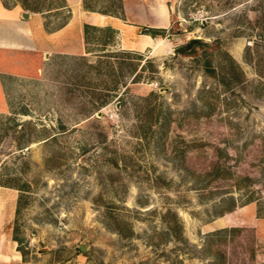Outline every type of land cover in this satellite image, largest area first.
Returning <instances> with one entry per match:
<instances>
[{"label": "rangeland", "instance_id": "obj_1", "mask_svg": "<svg viewBox=\"0 0 264 264\" xmlns=\"http://www.w3.org/2000/svg\"><path fill=\"white\" fill-rule=\"evenodd\" d=\"M84 4L111 16L85 54L2 77L0 264H264V0H131L168 9L154 37Z\"/></svg>", "mask_w": 264, "mask_h": 264}, {"label": "crops", "instance_id": "obj_2", "mask_svg": "<svg viewBox=\"0 0 264 264\" xmlns=\"http://www.w3.org/2000/svg\"><path fill=\"white\" fill-rule=\"evenodd\" d=\"M65 1L71 11L70 18L63 26L48 29L42 13L24 11L16 5L5 6L0 0V108L4 99V75L29 73L53 54H85L83 23L103 25L111 18L105 12L84 9L83 0ZM130 1L123 0L124 12L134 22L150 28H165L169 23L167 8L150 6L143 10L137 5L133 9L128 6ZM159 13L164 14L162 23Z\"/></svg>", "mask_w": 264, "mask_h": 264}, {"label": "trees", "instance_id": "obj_3", "mask_svg": "<svg viewBox=\"0 0 264 264\" xmlns=\"http://www.w3.org/2000/svg\"><path fill=\"white\" fill-rule=\"evenodd\" d=\"M54 1V0H53ZM58 1H60L61 3H62V5L60 6H56L55 7V10H56V12H58V11H61V10H63V8H65L66 9V12L69 14L70 13V10H69V8L67 7V4H66V1L65 0H58ZM84 2H85V0H83V4H84ZM4 4V3H3ZM5 6H9V5H7V4H4ZM84 6H85V8H87V9H93V8H90V6H88V5H86V4H84ZM34 11L35 12H44L42 9H34ZM66 21L67 20H65L64 22H62L61 24H59L58 26H56V28H59V27H61V26H63L65 23H66ZM46 26H47V24H46ZM87 25H85V27H86ZM88 27V26H87ZM47 28L48 29H51V28H49L48 26H47ZM53 29H55V28H53ZM142 30H141V32L142 33H147V34H150L151 36H156V35H163V32H164V29H155V28H150V27H145V26H143L142 28H141ZM205 68H206V70L210 73V74H214L215 73V69H213L211 66H210V62L209 61H206L205 62ZM25 124L24 123H21L20 124V127H22V126H24ZM16 132H20V131H16ZM46 140L44 141V142H46V141H48V140H54L55 139V135H49V136H47L46 138H45ZM17 140H18V138H17ZM18 142V141H17ZM21 148V147H20ZM12 179H11V177H5V179H0V185H3V186H9V187H16L17 189H20V190H23L22 188H23V186H20V185H17V184H15V183H13L12 181H11ZM22 206H23V203L21 202V198H19V200L17 201V207H16V213L18 214L19 213V211L21 210V208H22ZM14 240L15 241H17L18 243H20V240L17 238V237H15L14 238ZM17 250H19L20 252H21V254H22V256H24V252L21 250V248L20 247H17Z\"/></svg>", "mask_w": 264, "mask_h": 264}, {"label": "water", "instance_id": "obj_4", "mask_svg": "<svg viewBox=\"0 0 264 264\" xmlns=\"http://www.w3.org/2000/svg\"><path fill=\"white\" fill-rule=\"evenodd\" d=\"M196 42H197V40H196V39H193V40H191V41L189 42V44H187V45H185V46H183V47L178 48L177 51H178V52L186 51V50H188L191 46H193ZM86 248H87L86 245H84V244H79V249H80L81 251H85Z\"/></svg>", "mask_w": 264, "mask_h": 264}]
</instances>
